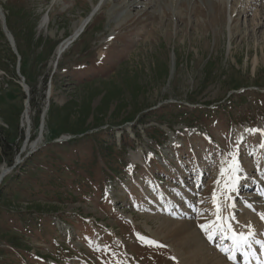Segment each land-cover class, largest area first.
<instances>
[{
  "label": "rangeland",
  "instance_id": "374dc122",
  "mask_svg": "<svg viewBox=\"0 0 264 264\" xmlns=\"http://www.w3.org/2000/svg\"><path fill=\"white\" fill-rule=\"evenodd\" d=\"M174 1L176 9L172 0H0L26 72L0 39V148H17L13 163L19 159L3 184L11 193L0 202V264H187L181 250L189 255L191 241H172L174 227L192 225L207 244L218 213L233 210L236 226L261 231L248 199L264 181V0ZM98 77L106 90L123 82L146 88L136 104L147 111L208 107L185 122L150 116L136 125L139 136L134 123L111 129L114 138L103 139L118 154L105 162L90 138L58 142L67 134L48 120L51 105H96ZM37 141L42 154L24 168ZM8 167L0 162V171Z\"/></svg>",
  "mask_w": 264,
  "mask_h": 264
},
{
  "label": "trees",
  "instance_id": "16d2710c",
  "mask_svg": "<svg viewBox=\"0 0 264 264\" xmlns=\"http://www.w3.org/2000/svg\"><path fill=\"white\" fill-rule=\"evenodd\" d=\"M6 23L8 24V20ZM0 39L6 43L1 28ZM27 41H30V39H27ZM37 42L40 44V40H37ZM60 66L62 65L59 64L58 67ZM20 73L23 77H25L26 72L22 57L20 64ZM160 74L161 75L158 76V79L159 82L163 83L168 78V71L165 69L163 70V73ZM102 80L103 79H100V77H98L97 79V82H100V90L98 91L97 95H95V98H99V101L96 105H93V99L84 101L82 103H74V105H70L67 107L64 106L61 108H55L53 107V105H51L48 112V120L53 124L51 126V130L56 131L57 135L67 134L75 136V139L64 143V145L73 144L74 141H79L82 138L84 140L90 138L91 140H93V146H96L100 157L103 158L105 162H108V160L114 153L118 154L115 145L112 144L111 146H106L103 139L105 138L104 135H106L107 133H109L111 139L114 138L113 131L111 129L122 127L125 124L134 123L132 125V129L135 135L139 136L136 130V125L146 124L147 118L150 116H158V119L160 121H167L168 119L179 117L185 122L186 120L190 119V117L193 116L194 113H197V116H201V114L204 113V110L208 107L207 103H204L203 106L205 108H194L189 110L188 106L183 104H163L156 110L147 111L150 108L148 104H136V102L140 98L145 97V93L147 91L146 88H143L140 84H128L126 82H123L122 85L117 89L106 90L104 86L107 83H102ZM167 109H171V111H167ZM173 112H176V115H173ZM107 120H109L110 122L105 127V129L107 130L103 131L102 128L104 127V122ZM95 130H97V132L94 133L93 131ZM90 131L93 132L91 135L88 134ZM153 131L157 132L156 129H153ZM161 134L162 140L165 141L166 136L163 132H161ZM78 135H82V137L79 138ZM122 135H124V131H122L121 136ZM56 145L57 144L55 143L49 144V146ZM46 148H48V146L44 147V149ZM12 150L13 151L8 152L6 151V147L2 145V148H0V162L3 160L7 163L8 166H11L13 164L14 156L18 153L17 148H14ZM41 154L42 153L40 151H37L35 154L30 155L25 161L23 167L25 168L29 166L33 161H36V159ZM107 170L110 171L111 169L107 168ZM20 173L22 174V172ZM22 176L23 174L16 175L15 178H21ZM7 178L9 177H4L1 183L0 202L5 198V196L11 193V191H9V188L6 185H3L5 184ZM15 178L12 177L10 178V180ZM5 211L8 212L9 209H6Z\"/></svg>",
  "mask_w": 264,
  "mask_h": 264
},
{
  "label": "bare ground",
  "instance_id": "6f19581e",
  "mask_svg": "<svg viewBox=\"0 0 264 264\" xmlns=\"http://www.w3.org/2000/svg\"><path fill=\"white\" fill-rule=\"evenodd\" d=\"M227 1L231 2L232 0H227ZM130 5H136V4L133 3ZM100 6L101 4L94 6L91 13L86 18L78 22V24L74 28L73 34L57 46L55 50V54H54L55 58L57 59L58 57L60 58L65 52V50L82 35V33L85 31V28L87 27V25L90 23V21L93 18L92 16L90 17V15L93 14L94 16ZM176 6H177V2L172 0L171 8L176 9ZM0 10L2 11L1 6H0ZM67 44H70V45L66 47ZM29 120H30V117H29L28 106H27L25 115H24V121H26L28 124ZM38 143L39 141L35 142L32 145V147L34 148L36 144ZM255 192H256V195L254 197H250V199H248V201L250 202L248 201L247 202L249 204H254L258 207V208L257 207L253 208V205H250L254 209L253 213H257L258 217H260L261 219L260 221H262V227L260 228L261 230L260 232L256 231L255 228H253L251 225H248L249 228H245L244 225L243 227L236 226L231 221L230 217H232V219L233 218L235 219L236 217L235 211L237 210H233L234 212H232L231 216L229 217H226L222 215L221 213H218V217L216 218L217 227L215 228L214 234H212L209 237V242L207 244H205L201 240L199 234L196 232V230L193 228L192 225H186V224L179 225L178 224L173 229V234L171 236L172 241L176 237H180L183 240L188 239L191 241L190 243L187 244L189 245L190 248H192L189 251V255H187L185 252L181 250L182 252L181 256H184V255L187 256L186 257L187 260H184V262L187 264L188 263L189 264L191 263L192 264H253L258 257L253 256L249 258L250 256H252V254L250 253L253 250L255 251V248L257 249V248L262 247V249L264 250V207H263L264 206V181L261 183L259 187H257ZM191 204H186L187 206V209L185 211L186 216L191 215V211H192ZM161 205H163L164 207H162L163 209L161 210L159 209V212L161 211L160 213H165L167 209L169 208L168 207L169 205L173 206L172 203L170 202L169 204L162 203ZM246 208H248V211L251 212L250 207H246ZM246 208H242V209H246ZM237 214L239 215L240 213H237ZM213 237L214 239L215 237H219L218 240L215 239L216 243L214 242V240H212ZM211 240L213 241V243H211L212 242ZM214 244L216 246H213ZM241 246H244L245 247L244 249L248 251L247 258L244 260L241 258V252H242Z\"/></svg>",
  "mask_w": 264,
  "mask_h": 264
},
{
  "label": "water",
  "instance_id": "95a60500",
  "mask_svg": "<svg viewBox=\"0 0 264 264\" xmlns=\"http://www.w3.org/2000/svg\"><path fill=\"white\" fill-rule=\"evenodd\" d=\"M93 15V14H92ZM90 15V17L92 16ZM90 19V18H89ZM0 26H1V30L3 35L5 36V39L12 51V53L16 56L17 58V67L19 65V61H20V57L17 53L16 47L14 45V41H13V37L11 36V34L9 33V31L7 30L6 27V23H5V16L3 15L2 11L0 10ZM17 76L21 79V81L23 82V78L17 73ZM22 84V83H21ZM22 90L26 96V104L28 103L29 100V92H28V88L26 87V85L22 84ZM44 116V113H43ZM42 116V119H43ZM40 128H42V125L40 126ZM18 162L16 161L15 163L12 164V166L8 167V168H4L0 171V183L2 181V179L5 177V175H7L10 171H12L16 166H17Z\"/></svg>",
  "mask_w": 264,
  "mask_h": 264
}]
</instances>
